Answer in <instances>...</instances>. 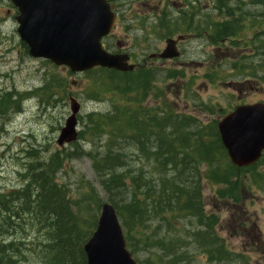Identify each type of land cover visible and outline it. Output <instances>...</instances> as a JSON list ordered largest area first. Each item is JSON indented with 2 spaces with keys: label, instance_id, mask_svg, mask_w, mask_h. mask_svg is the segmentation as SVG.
I'll use <instances>...</instances> for the list:
<instances>
[{
  "label": "trees",
  "instance_id": "16d2710c",
  "mask_svg": "<svg viewBox=\"0 0 264 264\" xmlns=\"http://www.w3.org/2000/svg\"><path fill=\"white\" fill-rule=\"evenodd\" d=\"M214 1L215 14L224 16V20L211 21L206 29L209 28L211 43L222 44L239 35L238 19L234 17L231 0ZM251 1L263 16L264 0ZM187 4V8L194 7L193 2ZM194 19L185 11L177 18L164 13L155 21L158 26H152V30H166L168 35L198 30L205 34L200 23L193 26ZM239 21H243L241 15ZM85 74L90 78L87 96L99 102L108 99L110 110L85 115L77 141L70 144L72 151H56L46 161L29 165L24 175L26 183L0 194V237L16 231L18 225L13 219L18 222L29 217L28 220L44 232L46 256L42 264H86L83 244L94 230L96 217L87 224L79 207L85 210L81 206L83 201L93 199L96 191L87 183L86 191L82 192L83 200L73 202L67 188L57 178L67 166L66 162L82 153L91 161L100 187L110 196L108 201L124 228L126 247L133 254L139 246L148 252L141 264H199L195 260L201 254L210 264L232 261L233 253L215 235L217 217L204 211L202 182L222 186L216 191L217 197L236 202L244 172L253 169L261 160L249 168H236L228 160L214 123L202 124L168 107H140L143 103L147 106L148 94L156 84H164L182 76L181 73L164 71L159 77L154 68L140 64L130 72L96 68ZM60 86L59 81H49L23 95L5 92L0 96V114L11 109L19 111L23 96L46 93ZM153 94L155 102L158 95ZM206 106L211 113L212 108ZM78 119L81 120V116ZM78 141L92 145L93 149L84 153ZM98 143H103L101 152L95 150ZM128 150L151 166L156 176L154 185L147 177L142 178V168L131 171L128 167L127 159L131 157ZM258 176L254 174L250 184L260 180ZM245 189L249 188L245 186ZM99 202L96 201V212ZM154 221L160 225L152 228ZM183 221L195 227L179 228ZM14 239L6 243L4 239L0 241V264L20 261L22 256L16 248L20 243L15 245Z\"/></svg>",
  "mask_w": 264,
  "mask_h": 264
},
{
  "label": "rangeland",
  "instance_id": "374dc122",
  "mask_svg": "<svg viewBox=\"0 0 264 264\" xmlns=\"http://www.w3.org/2000/svg\"><path fill=\"white\" fill-rule=\"evenodd\" d=\"M188 2H193L194 7L187 8ZM214 3V0L112 3L117 14L115 27L111 35L103 40V46L110 52H116L118 46H121L131 55V63L139 65L146 60L159 77L164 71H175L182 75L164 84H156L148 94L147 106L143 103L140 107H168L202 124L216 125L226 112L237 105L264 102V14L260 16L259 7L251 0H231L234 17L238 19L239 35L222 44H213L209 40V28L206 29V26L211 21L224 20V16L215 14ZM184 11L193 15V26L200 23L205 34L198 30L188 33L178 31L168 35L166 30H152V26H158L154 24L155 21L164 13L177 18ZM16 15L10 0H0V96L5 92L21 95L30 93L49 81H59L61 86L53 87L46 93L23 96L19 111L11 109L0 114V194L24 185V175L30 164L46 161L56 151H72L70 145L58 147L56 144L59 131L69 116V97L80 104L78 131L83 129L85 115L107 112L111 107L108 99L99 102L87 96L90 78L85 73H72L65 67L30 58L16 32ZM239 15L243 18L242 22L239 21ZM178 35L185 36L178 47L180 58L168 61L147 60L148 55L164 48L167 38ZM153 93L158 95L155 102ZM204 105L212 108V112H208ZM78 143L84 153L93 149L86 142ZM102 144L98 143L95 147L97 152L102 151ZM80 154L71 162H66L67 166L57 174V178L59 183L65 185L73 202L83 200L82 192L86 191L87 183L95 189L97 195L94 193L93 199L83 201L81 205L85 210L79 207L88 224L93 216L97 222L100 206L102 203H110V196L97 182L89 158ZM128 154L131 156L127 159L131 171L142 168V178L147 177L154 185L156 176L151 166L143 159L139 160L130 150ZM254 174H259L257 178L260 180L250 184ZM202 184L204 211L217 217L215 235L234 255L232 261L213 264H264V154L260 164L244 172L238 186L240 196L236 202L217 197L216 191L222 186L208 184L206 181ZM245 186L249 188L248 191ZM97 200L100 202L96 212ZM28 219L23 217L18 222L13 219L14 224L18 225L16 231L14 229L12 235L0 237V240L5 238V242H8L15 238V245L20 243L17 249L22 252V257L18 264H42L46 256L43 248L44 232ZM119 223L121 225L120 220ZM158 225L160 222L154 221L152 228ZM178 227L195 226L183 221ZM127 250L131 253L128 247ZM153 251L156 252V249ZM131 256L137 264H141L148 252L139 246ZM204 257L203 254L197 255L195 262L210 264Z\"/></svg>",
  "mask_w": 264,
  "mask_h": 264
},
{
  "label": "water",
  "instance_id": "95a60500",
  "mask_svg": "<svg viewBox=\"0 0 264 264\" xmlns=\"http://www.w3.org/2000/svg\"><path fill=\"white\" fill-rule=\"evenodd\" d=\"M17 10L15 22L20 41L30 58L47 60L72 73L95 67L132 71L126 54H112L101 41L113 29L116 14L107 0H10ZM176 39H167L157 55L162 60L179 57ZM70 115L60 129L57 145L76 140L79 104L69 98ZM221 144L233 166L253 165L264 150V103L235 107L217 123ZM86 264H136L125 247L112 205L103 203L97 224L83 245Z\"/></svg>",
  "mask_w": 264,
  "mask_h": 264
},
{
  "label": "bare ground",
  "instance_id": "6f19581e",
  "mask_svg": "<svg viewBox=\"0 0 264 264\" xmlns=\"http://www.w3.org/2000/svg\"><path fill=\"white\" fill-rule=\"evenodd\" d=\"M5 118V117H4ZM55 157V156H54ZM37 162H39V161H37ZM32 163V162H31ZM46 163V162H45ZM28 166V165H27ZM30 167H31V164H30ZM35 169V168H34ZM44 169V168H43ZM54 176V175H53ZM26 180V179H25ZM24 183H26V182H24ZM19 191V190H18ZM17 192V191H16ZM30 204V203H29ZM72 205V204H71ZM3 206V205H2ZM1 206V207H2ZM6 206V205H5ZM10 223V222H9ZM1 226V225H0ZM6 226H7V224H6ZM10 226V225H9ZM3 227V226H2ZM2 230V229H1ZM2 241V240H1ZM4 244V243H3ZM2 244V245H3ZM10 244V243H9ZM17 248V247H16ZM15 251V250H14ZM46 251V250H45ZM19 253H22V252H19ZM44 254V253H43Z\"/></svg>",
  "mask_w": 264,
  "mask_h": 264
},
{
  "label": "flooded vegetation",
  "instance_id": "af4514ba",
  "mask_svg": "<svg viewBox=\"0 0 264 264\" xmlns=\"http://www.w3.org/2000/svg\"><path fill=\"white\" fill-rule=\"evenodd\" d=\"M177 46H179V43H177ZM129 61H131V56L129 55ZM144 65L147 66L148 64L146 62H144Z\"/></svg>",
  "mask_w": 264,
  "mask_h": 264
}]
</instances>
